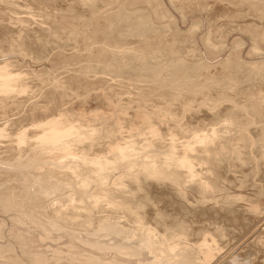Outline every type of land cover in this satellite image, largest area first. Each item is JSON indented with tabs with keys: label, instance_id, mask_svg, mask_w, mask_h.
I'll use <instances>...</instances> for the list:
<instances>
[{
	"label": "bare ground",
	"instance_id": "bare-ground-1",
	"mask_svg": "<svg viewBox=\"0 0 264 264\" xmlns=\"http://www.w3.org/2000/svg\"><path fill=\"white\" fill-rule=\"evenodd\" d=\"M0 222V264H264V0H0Z\"/></svg>",
	"mask_w": 264,
	"mask_h": 264
},
{
	"label": "rangeland",
	"instance_id": "rangeland-1",
	"mask_svg": "<svg viewBox=\"0 0 264 264\" xmlns=\"http://www.w3.org/2000/svg\"><path fill=\"white\" fill-rule=\"evenodd\" d=\"M188 21V20H187ZM186 21V23H189L190 22V20L187 22ZM188 25V24H187ZM185 27H187L186 25H185ZM198 28V27H197ZM199 29V28H198ZM243 35V34H242ZM217 35H214V37L213 38H217L216 37ZM236 38H243V41L240 39V41H242L243 42V44H242V42H240L239 41V39H238V41L240 42L239 44H242V47L243 48H245V49H249V48H252L251 46H252V44L251 43H248V42H250V40L248 39V38H245V36L244 37H241V36H235ZM237 40V39H236ZM245 41H247V43L245 42ZM247 44V46H245ZM251 44V46H249ZM249 46V47H248ZM1 223V222H0ZM2 224H4V223H2ZM2 224H0L1 226H4V225H2ZM5 229V228H4ZM50 241V240H49ZM48 240H45L44 242H45V246L43 245V248H47V254H45V256H44V258H40L39 256H37V260H35L34 262H32V264H53V263H57V264H59V255L57 254V252H59V251H62L61 249H60V244H56L55 245V243L53 242H49ZM43 242V243H44ZM48 242V243H47ZM42 243V244H43ZM51 243V244H50ZM21 263L22 264H24L22 261H21Z\"/></svg>",
	"mask_w": 264,
	"mask_h": 264
}]
</instances>
